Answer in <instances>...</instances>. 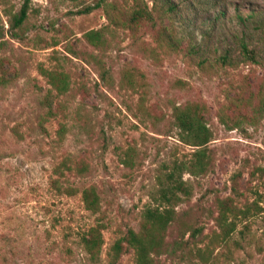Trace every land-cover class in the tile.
I'll return each instance as SVG.
<instances>
[{
	"label": "rangeland",
	"instance_id": "rangeland-1",
	"mask_svg": "<svg viewBox=\"0 0 264 264\" xmlns=\"http://www.w3.org/2000/svg\"><path fill=\"white\" fill-rule=\"evenodd\" d=\"M23 2L0 0V67L8 80L0 85V264H110L113 243L138 231L143 210L155 205L161 165L191 152L172 113L194 103L213 134L212 170L184 175L192 195L176 210L211 235L215 198L230 195L239 173L240 204L257 202L260 211L238 225L232 240L239 245L214 251L215 264H264V0H30L13 37L7 12L18 13ZM139 8L152 19L133 29L108 24V14L118 22ZM101 29L99 47L86 42V32ZM41 68L66 73L68 90L55 91ZM223 114L251 122L228 129ZM64 159L74 170L57 189L53 170ZM77 164L86 169L78 173ZM90 187L96 213L82 201ZM98 225L103 246L92 261L80 237ZM176 238L172 227L169 250ZM181 254L154 264H202ZM116 264H134L133 251Z\"/></svg>",
	"mask_w": 264,
	"mask_h": 264
},
{
	"label": "trees",
	"instance_id": "trees-1",
	"mask_svg": "<svg viewBox=\"0 0 264 264\" xmlns=\"http://www.w3.org/2000/svg\"><path fill=\"white\" fill-rule=\"evenodd\" d=\"M29 2L30 0H24L18 13L7 12L13 37L16 35L14 30L21 29L27 18ZM100 6L101 2L95 4V8ZM84 12L87 10L85 9L82 13ZM151 19V14L141 8L134 10L127 19L122 18L118 22H115L110 14L107 15L109 25H120L129 29L139 27L141 20ZM102 32V29L91 30L86 32L83 37L90 45L99 47L103 43ZM244 53L245 55H253L246 48H244ZM97 64L101 67L99 62ZM40 72L58 93L63 94L68 90L69 79L66 73L57 70L48 71L42 68ZM105 74V70L102 69L101 78H105ZM7 81L1 66L0 85H5ZM263 111L264 104L258 108L259 113ZM172 115L174 125L178 130V140L191 147V152L184 153L182 156L161 165L157 175L155 205L143 210L138 231L129 229L124 236L113 243L108 252L111 257L110 264H116L126 249L133 251L134 264H154V257L165 253L174 256L177 251H181L180 257L195 254L202 264H215L217 256L214 255V251L216 249L229 250L231 243L239 245L238 241L232 240L238 225L256 216L260 211L257 202L247 200L241 202L242 205L240 204V198L244 194L240 190L239 173L231 177L230 195L215 198L214 210H210L208 214L216 226V230L212 231L211 235H203V227L199 226L198 219L191 220L187 211L178 212L176 210L178 206L189 201L192 195V186L184 179V175L204 176L212 170L213 159L211 150L207 148V145L213 140V134L207 126L202 107L198 104L176 106ZM219 121L228 129L240 128L242 123L251 122L244 115L231 118L224 114L219 117ZM40 125L42 127V123ZM59 134L62 138L64 127H61ZM84 169H86L84 164H77L75 168L78 173H82ZM73 170L74 168L71 167L68 159L62 160L54 167L53 172L57 178L52 181L53 185L58 189L59 180L64 177V172ZM64 191L70 195L74 192L70 186H67ZM82 201L86 210L92 213L99 211V197L93 187L82 191ZM172 227L177 232V238L169 250L166 237ZM101 228L100 225L91 227L80 237L81 245L92 261L99 258L103 246ZM186 236H188L187 240H185ZM199 243H203V246H198Z\"/></svg>",
	"mask_w": 264,
	"mask_h": 264
}]
</instances>
